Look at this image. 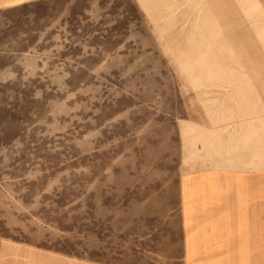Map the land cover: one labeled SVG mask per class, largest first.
<instances>
[{
    "label": "rangeland",
    "instance_id": "rangeland-1",
    "mask_svg": "<svg viewBox=\"0 0 264 264\" xmlns=\"http://www.w3.org/2000/svg\"><path fill=\"white\" fill-rule=\"evenodd\" d=\"M241 173L264 0H0V264H182L188 182Z\"/></svg>",
    "mask_w": 264,
    "mask_h": 264
},
{
    "label": "crops",
    "instance_id": "crops-1",
    "mask_svg": "<svg viewBox=\"0 0 264 264\" xmlns=\"http://www.w3.org/2000/svg\"><path fill=\"white\" fill-rule=\"evenodd\" d=\"M182 206V264H264L259 177H194Z\"/></svg>",
    "mask_w": 264,
    "mask_h": 264
}]
</instances>
